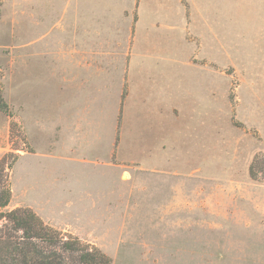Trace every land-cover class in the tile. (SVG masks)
Returning a JSON list of instances; mask_svg holds the SVG:
<instances>
[{
	"label": "rangeland",
	"instance_id": "obj_1",
	"mask_svg": "<svg viewBox=\"0 0 264 264\" xmlns=\"http://www.w3.org/2000/svg\"><path fill=\"white\" fill-rule=\"evenodd\" d=\"M169 1L171 7L160 0H0V89L19 125L11 136V118L0 111V159L25 149L21 44L36 38L37 19L44 20L43 42L65 41L73 10L88 22L91 3L93 54L122 57L125 72L139 26L148 24L134 54L144 56L137 60L147 71L155 62L150 56L160 60L167 106L179 108L174 123L167 112L165 152L156 144L162 160L125 162L122 205L109 206V220L90 231L38 217L97 246L112 264H264V0H179L186 30L178 18L176 31L167 27L174 24L175 0ZM12 209L9 201L4 210ZM0 227L2 236L20 235L3 219Z\"/></svg>",
	"mask_w": 264,
	"mask_h": 264
},
{
	"label": "crops",
	"instance_id": "obj_2",
	"mask_svg": "<svg viewBox=\"0 0 264 264\" xmlns=\"http://www.w3.org/2000/svg\"><path fill=\"white\" fill-rule=\"evenodd\" d=\"M160 1L171 7L170 1ZM90 6L89 14L83 9L88 22L73 10L67 40L43 42L47 33L39 28L44 20L37 19L36 38L21 44L19 123L32 151L22 149L10 171L11 208L29 207L45 222L78 233L107 222L108 207L122 205L125 162L162 160L156 144L165 152L167 112L173 123L179 114L176 103L167 106L160 60L150 56L155 62L147 71L137 60L144 56L134 54L143 48L136 46L142 41L140 27L144 31L148 24L139 26L125 72L122 57L93 54ZM173 10L168 29L176 31L179 18L186 30L179 0ZM156 21L152 28L159 25ZM108 62L115 63L111 71ZM93 63L104 67L93 71ZM262 86L259 110L264 116V81ZM260 151L264 154V138Z\"/></svg>",
	"mask_w": 264,
	"mask_h": 264
},
{
	"label": "trees",
	"instance_id": "obj_3",
	"mask_svg": "<svg viewBox=\"0 0 264 264\" xmlns=\"http://www.w3.org/2000/svg\"><path fill=\"white\" fill-rule=\"evenodd\" d=\"M0 111L11 118L9 132L12 136L19 125L12 120L11 109L1 89ZM23 136L25 150L32 151ZM18 157V154L8 152L0 159V220H5L13 231L20 232L18 236L7 234L3 237L0 234V264H112L111 258L100 248L72 234L65 235L44 223L30 208L4 210L11 198L10 171Z\"/></svg>",
	"mask_w": 264,
	"mask_h": 264
}]
</instances>
